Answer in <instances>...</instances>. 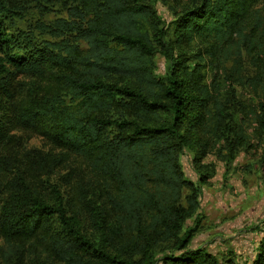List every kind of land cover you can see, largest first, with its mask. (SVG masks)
Listing matches in <instances>:
<instances>
[{
    "label": "trees",
    "instance_id": "16d2710c",
    "mask_svg": "<svg viewBox=\"0 0 264 264\" xmlns=\"http://www.w3.org/2000/svg\"><path fill=\"white\" fill-rule=\"evenodd\" d=\"M55 5L52 23L11 28ZM172 15L165 25L151 0H0V264H236L187 247L214 175L203 159L226 174L243 123L264 132V101L242 95L264 92V0H183ZM47 73L57 90L18 107L14 77ZM41 122L49 151L10 149L9 132ZM69 156L86 162L94 192L62 189ZM250 264H264V236Z\"/></svg>",
    "mask_w": 264,
    "mask_h": 264
},
{
    "label": "rangeland",
    "instance_id": "374dc122",
    "mask_svg": "<svg viewBox=\"0 0 264 264\" xmlns=\"http://www.w3.org/2000/svg\"><path fill=\"white\" fill-rule=\"evenodd\" d=\"M151 2L158 16L165 25H168L173 19L172 10H175L183 0ZM45 9L44 12L39 9L29 10L24 19L14 20L11 28L23 30L36 21L52 23L64 13L58 5L47 6ZM184 48L187 49V46ZM261 56L260 63L264 66V48L261 49ZM245 63L252 66L251 57H246ZM155 64L156 74L162 75L165 66L163 59L156 57ZM12 82L18 107L31 105L41 95L54 92L60 83L55 75L48 73L42 78L16 75ZM243 89L244 98L258 100L259 97L264 101V92ZM43 123L34 129H17L9 132V135H14L10 149L13 152L23 149L49 151L52 146L47 140V129ZM243 127L244 141L226 174L222 162L216 160L213 155L208 154L202 161L203 164H214V175L205 184H201V223L198 233L187 247L192 250L205 248L218 259L232 258L236 264H250L255 256L258 241L264 236V132L255 130L256 123H243ZM194 158L193 151H184L181 165L186 179L196 183ZM85 166L84 160L69 156L56 172V178L64 177L58 180L62 189L64 187L71 194L75 193L74 185L77 181L85 186L84 189L89 190L87 187L89 185L90 189L94 188L95 178L88 175ZM94 191L95 188L91 192ZM187 225H190V222H187ZM37 240L42 245L48 244L44 233L43 236L37 237ZM38 250L40 252L35 250L36 257L47 259L48 250L44 251L43 247H39Z\"/></svg>",
    "mask_w": 264,
    "mask_h": 264
}]
</instances>
